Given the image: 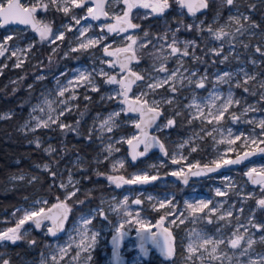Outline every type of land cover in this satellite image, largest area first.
<instances>
[{"label": "snow or ice", "instance_id": "obj_1", "mask_svg": "<svg viewBox=\"0 0 264 264\" xmlns=\"http://www.w3.org/2000/svg\"><path fill=\"white\" fill-rule=\"evenodd\" d=\"M213 0H172L180 9H186V14L192 17L190 23L183 19H175L170 22L166 18V12L170 10L169 0H29L30 6H25L21 0H0V27H7L11 24L29 26L39 35L40 42H47L52 45L51 55H56L66 40V33L75 32L72 41H69V48L63 52V57L68 58L72 53L88 52L92 49L101 48L103 56L98 60L100 65H107L109 69H119L116 74H109L104 67L92 68L91 70H73L74 75L65 83L61 84L57 80V90L54 95L55 100H50L45 96L43 104L33 106L29 113V119L19 126V131L25 135L31 134L34 139L30 144H35L37 149H41L50 158L49 163L36 165L42 172L48 174L52 184L50 187H58L64 190V199L56 197L57 202L48 206L46 200H34L28 208H16L12 213L15 220L14 227L0 230V248L7 244L15 245L18 241H27L30 247L35 246L36 240H28L29 231L25 225L44 231L46 237L58 239V234L65 231L69 213L72 211L68 201L76 197L80 192L78 187L80 181L73 178L72 170L65 168L60 170V160L68 153L64 146V139L69 134L81 136V120L74 123H64L62 117L78 112V108L73 102L78 99L77 89L84 88L83 99L91 101L89 91L99 94V102L115 103L117 108L106 115H97L93 118V125L88 129L87 136L83 138L91 142L93 138L101 142L102 153H106L105 160L113 156L114 152H119L117 144L126 143L131 149V161L135 162L139 157L145 156L153 147H158L164 156H168L164 143L158 136L151 134L148 130L163 132L166 129L175 128L178 120H186L187 125L192 126L194 122H200L199 131H194L191 136L184 139L179 148L189 146L194 141H202L205 137H211L214 143H225L229 145L228 152L234 151V145L240 141L241 149L257 144L264 145V118L244 120L245 123L253 125L248 134H234L231 128L225 129L222 121L227 118L232 123H239L242 118L247 117L250 112L261 111L259 105L264 104V72H249L244 67L237 71H224L215 74L213 91L209 96L201 101L197 97L196 90L206 89L209 76L205 69L200 71L199 65H206L218 62L224 64L230 59H240V50L248 51L252 49L260 57L250 58L247 63L253 67L264 65V16L258 23L252 19L251 13L257 8H264V0H215L220 9L228 8L230 15L226 23L218 24L220 12L213 17L212 23L205 19H199L197 13L207 12ZM91 5V6H89ZM108 8L109 10H106ZM77 9H86L84 16L76 14ZM146 10L142 15H134V11ZM243 9V10H242ZM39 11L62 12L65 17L70 18L69 23H62L54 28L52 23H45L36 19ZM234 10V12H233ZM179 16H184V12H178ZM112 20L113 23H102L100 31L96 35H89L91 25L84 26L82 21L92 20ZM157 18L162 24L157 27L156 33L143 31V37L134 38L132 35H124L126 42L124 47H113L115 41L107 43L109 36L115 34L129 33V30L141 29V23H134V19L147 20ZM181 33L193 35V38H182ZM13 36H6L0 41V57H5L10 52L7 59L16 58L13 67H22L24 60L21 53H30L35 47L29 44L26 49L13 45L9 46V41ZM257 43L253 44L252 41ZM218 42L216 46H210L212 42ZM228 51L225 54V46ZM112 49V50H110ZM151 49V50H150ZM27 56L25 55V59ZM207 58H212L211 60ZM142 59H151L152 72H137L133 70V64L139 65ZM174 62V63H173ZM190 62V63H189ZM173 63L172 67L169 64ZM7 67V65H3ZM0 67V73L3 71ZM66 72L60 76H66ZM100 78L103 85L115 86L109 92H102L101 85L97 83ZM43 76H38L37 80H43ZM227 84L229 90L226 95L219 92L218 85ZM31 85L29 88L31 89ZM135 89V91H134ZM233 89H241L244 93L252 97H258L255 104H247L243 98L236 97ZM187 92L185 96L183 93ZM66 93L68 94L66 97ZM184 100H188L184 103ZM240 108L237 115L233 109ZM165 109L169 116L161 125L159 120L165 117ZM40 112L43 115H35ZM80 117L85 112L78 113ZM129 114H136L131 118ZM123 117V119H122ZM11 114L0 116V119H9ZM96 121H99L96 123ZM131 124L137 131L131 137L120 136L114 138L113 133L118 132L122 127ZM212 128L209 131L208 127ZM57 131L62 137L60 147L51 144L44 147V141L36 136L38 130ZM220 136L221 139H217ZM143 151H139L140 146ZM197 147H191V152H196ZM255 151L264 153V147H256ZM60 153L57 157V153ZM254 151H244L243 155H237L235 159H221L212 161V165L202 167L189 164L188 171L183 169L172 172L188 183L189 176H201L216 172L227 165L240 164L243 160L254 155ZM187 159L181 156L176 159L172 157V163L180 164L181 160ZM97 162L100 163L99 156ZM82 158L77 153L74 165H81ZM119 165L124 167V161L119 160L113 164V168ZM195 168V170H193ZM84 171V169H79ZM67 172V180L61 179L64 172ZM252 185L260 188L261 198L256 199V194H243L237 185L229 178L220 188L215 189V196L223 199L219 201L200 199L194 202H185L183 211L174 203L173 199L155 200L152 196L146 199L137 197L131 200V204L143 205L147 201L152 204L153 210H164L156 224L153 226L142 216V209L130 210L129 196L123 199L113 198L109 203L107 211L97 207L90 209L87 216H81V228L78 231V241H70L67 245H57L52 249L50 258L41 254L39 264H63L64 258L70 251H75V256L71 257L66 264H90L92 260L91 252L95 249L100 235L97 231H92L89 226L97 218L108 219L107 212L111 211L119 217L116 224L115 234L112 236L113 257L117 264L121 262L119 252L120 242L126 235L125 227L136 225V234L139 240L138 247L144 255L148 254L147 244L150 242L159 249L162 256L168 260H173L175 256V237L169 228L164 227L166 219L169 224L179 226L185 221L193 225L203 224L217 225L215 231L209 233L204 228H193L189 232V242L186 248L185 264H264V251H256L255 245H264V223L257 222L255 218L256 210H264V169H250L244 174ZM12 177L13 180L24 179ZM90 179V177H84ZM158 175H149L147 172L135 174L131 179L124 176L108 175L106 179L116 188L123 185H143L159 179ZM39 179L32 176L28 183H34ZM234 194L237 201L229 203L228 197ZM256 200V209H249L245 215V206L248 200ZM27 200V197H25ZM84 204L85 200L76 201ZM153 227L159 229L153 231ZM225 229H230V234H225ZM75 243V249L71 245ZM5 254L0 253V264H10L9 259L4 258ZM174 264V261H173Z\"/></svg>", "mask_w": 264, "mask_h": 264}, {"label": "rangeland", "instance_id": "obj_2", "mask_svg": "<svg viewBox=\"0 0 264 264\" xmlns=\"http://www.w3.org/2000/svg\"><path fill=\"white\" fill-rule=\"evenodd\" d=\"M22 4L25 6H29V0H22ZM47 2V0H45ZM172 5L170 10L166 12V18L171 22L173 18L175 19H183L185 22L190 23L192 21V17L186 14V9H180L178 5L172 3V0H169ZM242 2V0H241ZM91 6V5H89ZM106 10H109L106 8ZM243 10V9H242ZM146 10H139V12L134 11V15H142ZM220 12V19L217 21L218 24H224L227 21L228 16L230 15V11L228 8L220 9L219 6L215 3V0L210 4L207 12L197 13L199 19H205L208 23H212L213 17L217 12ZM178 12H184V16H179ZM234 12V10H233ZM86 13V9H77L76 14L78 16H84ZM37 18L39 21L45 23H52L54 28L59 27L62 23H69L70 18L65 17L62 12L56 11H48L47 13L39 11L37 12ZM112 20H92L88 19L87 21H82L84 26L91 25V29L89 35H96L100 31V25L102 23H113ZM134 23H141L142 28L137 30H129L127 34H121L119 36L113 34L109 36L107 43L111 44L115 41L113 47H124L126 46V42L123 40L124 35H132L134 38L143 37V31H150L151 33H156L157 27L162 24L157 18H151L147 20H138L134 19ZM13 36L14 39L9 41L10 48L13 45H18L21 48L26 49L29 44H34L35 47L31 49L30 53H21V59L24 60L22 67L16 68L13 65L16 63V58L12 57V59H7L6 57L10 55L6 53L5 57H0V67L3 65H7V67H3L2 73L0 76L5 73L6 77H9L8 86L10 89H20V90H30L28 91L30 94L34 89V96L31 100L30 105L28 106L25 117L20 125H22L26 120L29 119V113L32 112L33 106L37 104H43V99L47 96L50 100H55L56 96L54 95L57 90V80L61 82V84L65 83L68 79H71L74 75L73 70H91L92 68L104 67L109 74H116L119 69H109L107 65H100L98 60L103 56L102 49H92L88 52H79L72 53L68 58L63 57V52L67 51L69 48V41L74 39L76 35L75 32L66 33V40L64 44L61 46L60 51L52 56L51 61L48 57L51 55L52 45L47 42H40L39 36L31 31L28 27L24 26H9L8 28H0V41H2L6 36ZM182 38H193V35H189L188 33H181ZM253 44H256L257 41L253 40ZM218 42L213 41L210 46H216ZM112 50V49H110ZM151 50V49H150ZM228 48L225 46V54H227ZM25 55L27 58L25 59ZM250 58L260 59L258 54H255L252 49L248 51L240 50V59H230L228 62L221 64L218 62L212 64L208 63L206 65H199L200 71L203 72L205 69L208 72L209 80L206 86V89H198L196 90L197 97L201 101L206 99L209 94L214 90L213 82L215 81V74L222 73L224 71H237L239 68L244 67L249 72H264V65L259 67H253L248 64L247 61ZM211 60L212 58H207ZM35 65V69H31V71L25 70L28 68L27 64ZM174 63V62H173ZM173 63L169 64V67L173 66ZM190 63V62H189ZM21 69L23 74L19 72L16 74V70ZM133 70L137 72H152V61L151 59H142L139 65L133 64ZM66 72V76H60V73ZM38 76H43V80H37ZM97 83L101 85L102 92H109L111 88L115 86H106L103 85V82L100 78L97 79ZM31 85V89L29 88ZM219 92L226 95L229 90V85L221 84L218 85ZM236 97L243 98L247 104H255L258 97H252L244 93L241 89H233ZM78 99L73 102L74 106L78 108V112H73L72 114H68L61 119L64 123H74L77 119L81 120L80 130L81 136L77 137L76 135L69 134L64 139V146L69 150L64 158L60 160L59 168L63 170L68 168L73 171L75 180H79L80 183L78 187L80 188V192L77 193L76 197L72 200L68 201L69 206L72 211L69 213V219L66 223L65 231L58 234L57 238L46 237L44 231L35 230L28 225H25V228L28 229L29 235L28 240H36L39 241L38 249L33 246L30 247L27 241H18L16 244H20L21 242H26V248H29L30 255L26 256L23 253H15L14 259L15 263L11 262L9 258L10 250L12 248V244H7L4 248H0V253H4L5 259L10 260V264H39L41 254L50 258L53 254L52 249H55L57 245H67L70 241H78L79 235L78 231L81 228V216H87L90 209H95L97 207L103 208L107 211L109 207V203L113 198L117 200L123 199V196H129V205L130 210L135 211L138 208L142 209V216L150 221L154 226L156 221L159 219L160 215L164 214V210H153L152 204L147 201L143 205H135L131 204V200L140 197L142 199H146L147 196L154 197L155 200H164L166 197L168 199L174 198L175 205L183 211L185 202H194L200 199L204 200H213L219 201L223 198L215 196V189L222 187L225 182V178H229L232 182H234L237 187L241 190L243 194L255 193L256 199L261 198L260 188L256 185H252L247 177L244 175L250 169H257L260 171L264 169V157L254 158L248 161L245 164L239 165L234 168H230L222 171L221 173L212 175L205 179L194 180L187 184L177 183L176 179L171 177V173L175 171H180L183 169L185 171L189 164L191 165H208L212 164V161L219 160L221 157L223 159H230L244 151L254 150L256 147L261 146L257 144L256 146H249L245 149H241L240 141L236 142L234 145V151L228 152L227 148L229 145L225 143L216 144L212 140L211 137H205L202 141H194L189 146H185L180 149L178 146L189 136L192 135L194 131H199L200 122L196 121L192 126L187 125L185 132L183 134H177L176 131L172 129H166L163 132L154 131L155 134L159 137V139L164 143L165 149L168 151V156H164L162 152L156 150L153 152L147 153L143 157H139L135 162H132L127 154L126 143L117 144L116 147L120 149L119 152H114L113 156L108 160L104 159L106 153H102L101 150V142L95 138L91 142L84 139V136H87L88 129L93 125V118L100 113L102 116L106 115L108 112L117 108L115 103H106L99 102V94L93 93L89 91L87 94L92 97V100L85 101L83 99V95L85 92L84 88H79L76 90ZM135 91V89H134ZM66 93V97H67ZM183 95L187 96L188 93L185 92ZM184 103H187L188 100H184ZM261 111H256L254 113L250 112L247 117L241 119L239 123H232L229 118H226L222 121V125L225 129L231 128L234 134L245 133L248 134L251 132L253 125L247 124L244 122L246 119H251L255 117L257 119L264 118V104L259 105ZM233 111L236 112L237 115L240 114L241 109L235 108ZM79 112H85L83 117L79 116ZM12 110H7L1 114V116H6L11 114ZM35 115H43V113L37 112ZM131 118H135L136 115L129 114ZM169 116V112L165 109V117L161 118L159 123L162 125L165 122V118ZM123 119V117H122ZM99 121H96L98 123ZM186 122V120H185ZM210 131L212 126H207ZM137 130L129 123L127 126L122 127L118 132H115L111 135L114 138L118 139L120 136L131 137ZM26 144L33 148V157L35 162H32L27 167L18 168L15 172L10 173L3 181V192L18 190L25 191V194L20 198V200L9 209H2L0 211V230H6L9 227H14L15 220L12 217V213L16 208H28L29 205L34 200H46L48 201V206L56 203V197H59L61 200L64 199V190L58 187H48L46 189H41L43 185L37 184L36 186L30 185L28 183V179L32 176H38L39 179L48 174L42 172L40 169L36 167V165H43L44 163H49L50 158L45 155V153L41 149H37L35 144H30L29 141L34 139L33 135L28 134L25 135ZM36 136H39L44 141V147H47L49 144L59 148L60 140L62 137L59 135L57 131L50 130H38L35 133ZM217 139H221L220 136H217ZM197 147L196 152H191V147ZM139 151H143V148H140ZM77 153L82 158L83 163L79 166L74 165L73 161L76 159ZM60 153H57V157H53L52 159L58 158ZM175 155L176 159H180L181 156L186 157L187 159L181 160L180 164L172 163V157ZM99 156L100 163L97 162V157ZM122 160L124 161V167L120 168L119 165L116 168H113V164L116 161ZM84 169V171H80L79 169ZM143 172H147L149 175H158L160 178L152 181L149 184L143 185H123L121 188H116L115 185L110 184L106 179L108 175H116V176H124L125 179H131L135 174H142ZM24 176V179H16L13 180L12 177H20ZM68 173L65 171L63 177L61 179L67 180ZM49 177V176H48ZM84 177H90V179H85ZM50 179V178H49ZM52 181L50 180V185ZM180 185V186H179ZM32 187V188H30ZM186 187V190L183 188ZM30 188V189H29ZM39 189L40 192L37 190ZM176 189H180L181 195L178 194ZM29 190V191H28ZM44 190V191H42ZM4 198H7V194H3ZM27 197V200H25ZM6 199L5 202H7ZM85 200L84 204H79L76 201ZM229 203L237 201V197L234 194H230L228 197ZM11 202V201H10ZM10 202H8L10 204ZM249 209H256V200L250 199L247 201L245 206V215H248ZM108 219L105 220L103 218H97L93 220L92 225L89 228L92 231H97L100 233L98 237V243L95 249L91 252L92 260L90 264H112L111 263V252H112V236L115 234L116 224L119 223V217L112 213L111 211L107 212ZM255 218L257 222L264 223V210H256ZM171 219L169 217L164 222V227L169 228L175 237V256L173 260H168L160 256V254L152 247L149 246V251L147 255L141 254L136 247L135 244V233H136V225L131 227L126 226L125 231L126 235L120 244V256L122 264H153V262L158 259L162 263V261L166 260L168 264H185V255L186 248L189 242V232L193 228H204L205 231L212 233L215 231V227H219L220 224L215 226L213 225H193L188 221H185L184 224L179 226L169 224L168 220ZM154 230V227H153ZM225 234H230V229H225ZM72 249H75V243L71 245ZM256 251H264V245L257 244L255 245ZM75 256V251H70L69 255L64 258L63 264L71 259V257ZM72 264H76L75 261H72Z\"/></svg>", "mask_w": 264, "mask_h": 264}, {"label": "trees", "instance_id": "obj_3", "mask_svg": "<svg viewBox=\"0 0 264 264\" xmlns=\"http://www.w3.org/2000/svg\"><path fill=\"white\" fill-rule=\"evenodd\" d=\"M249 2H251V0H249ZM251 15L254 21L260 23L262 16H264V8H257V10L254 13H251ZM261 26L264 28V23H262ZM27 66L28 68L25 72H29L31 69H35L36 67L30 63H28ZM19 72L23 74L24 71L18 69L15 73L18 74ZM8 80L9 77H6L5 73L0 76V116L3 112L12 110L11 118L0 119V211L5 208L9 209L13 207L25 194L24 190L18 191L19 189L3 192L2 179L10 173L15 172L18 168L27 167L32 162L36 161L33 157V148L26 144V138L22 132L19 131V126L25 117L31 100L33 99L34 89L30 94H28V91L30 90L27 89L12 90L8 86ZM185 128V120H178L176 127L172 128V130L176 131L177 134H183L185 132ZM37 184L43 185L41 189H46L50 187V179L47 175H45L30 185L36 186ZM37 190L40 192L39 189ZM176 190L178 191V194L181 195L180 189ZM183 190H186V187H184ZM4 193L7 194V198H4ZM6 199H8L7 202H5ZM8 202H10V204ZM37 242L38 243L35 247L38 249L39 241ZM26 244V242H21L20 244L12 246L9 255L12 263H15V253H23L26 256L30 255V250L29 248H26ZM158 259H156L153 264H168L166 260L161 263Z\"/></svg>", "mask_w": 264, "mask_h": 264}, {"label": "water", "instance_id": "obj_4", "mask_svg": "<svg viewBox=\"0 0 264 264\" xmlns=\"http://www.w3.org/2000/svg\"><path fill=\"white\" fill-rule=\"evenodd\" d=\"M21 1H22V0H21ZM21 3H22V2H21ZM29 6H30V5H29ZM36 19L38 20V18H37V13H36ZM101 21H105V19L102 17V18H101ZM9 26H24V27H28L31 31H33L29 26H25V25L11 24V25H9ZM9 26H7V27H0V28H8ZM33 32H34V31H33ZM34 33H35V32H34ZM36 34H37V33H36ZM37 35H38V34H37ZM38 36H39V35H38ZM133 115H136V114H133ZM160 120H161V119H160ZM160 120H159V121H160ZM148 131H149L151 134L157 136V134H155V133L153 132V129H149ZM161 142H162V141H161ZM126 147H127V154H128V157H129V159L131 160V149H130V147H129L128 144L126 145ZM259 147H264V145H261V146H259ZM140 148H143V146L141 145ZM156 150L160 151V149H159L158 147H153V148H151V149L149 150V152H153V151H156ZM249 151H254L255 154L252 155V156H250V157H248L247 159L243 160L240 164L227 165V166H225V167H222V168L218 169L216 172L208 173L207 175H201V176H189L188 183H190V182H192V181H194V180L205 179V178H208V177H210V176H212V175H215V174L221 173V172L224 171V170H227V169L234 168V167H237V166H239V165L245 164V163H247L248 161H250V160H252V159H254V158L264 157V153H260V152H258V151H255V149H254V150H249ZM149 152H148V153H149ZM160 152H161V151H160ZM239 155H243V152L240 153ZM236 156H237V155H236ZM236 156H234V157H232V158H230V159H235ZM208 165H209V166H214V165H212V164H208ZM200 166L202 167L203 165H200ZM193 170H195V168H193ZM187 171H188V168H187L184 172L187 173ZM171 177H173L174 179H176L177 183L185 184L181 178H179V177H177V176H173V175H171ZM155 224H156V223H155ZM158 230H159V229H157L156 227H154V230H153V231H158ZM134 237H135V244H136L137 249L139 250V252H140L141 254H143V253L141 252V250L139 249V247H138L139 240H138V237H137V234H136V233H135ZM120 244H121V242H120ZM149 246L152 247V248H154V249L160 254L161 257L165 258L164 256L161 255L159 249H157L155 246H153L150 242L147 244V247H148V248H149ZM119 249H120V247H119ZM111 263H112V264H117V262L115 261V259H114V257H113V244H112V252H111ZM120 264H122V262H120Z\"/></svg>", "mask_w": 264, "mask_h": 264}]
</instances>
